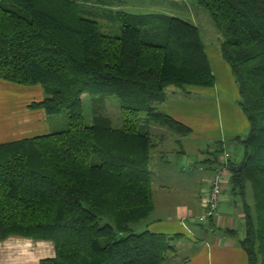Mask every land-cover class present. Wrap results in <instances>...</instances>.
<instances>
[{"label":"trees","instance_id":"16d2710c","mask_svg":"<svg viewBox=\"0 0 264 264\" xmlns=\"http://www.w3.org/2000/svg\"><path fill=\"white\" fill-rule=\"evenodd\" d=\"M197 3L222 39L248 123L231 141L243 156L228 168L227 189L243 213L238 246L247 264H264V0ZM115 17L120 31L111 36L72 0H0V81L40 86L44 98L29 108L66 112V130L0 144V239L51 242L55 256L39 264H167L176 251L179 235L133 228L154 210L155 143L144 128L187 137L191 130L159 109L166 90L213 88L215 77L193 24ZM84 95L116 97L121 127L98 109L86 125Z\"/></svg>","mask_w":264,"mask_h":264},{"label":"crops","instance_id":"0c3cea01","mask_svg":"<svg viewBox=\"0 0 264 264\" xmlns=\"http://www.w3.org/2000/svg\"><path fill=\"white\" fill-rule=\"evenodd\" d=\"M216 54L213 55L215 62L212 66L207 53L215 77L213 88L169 87L166 90V100L159 106L160 111L191 130L187 137H180L175 142L186 143L189 147L194 145L202 155L198 162L188 160L189 163L185 166L192 165L193 170L199 167L205 172L202 185L192 194H187L189 192L186 181L179 176V173L183 172H179L177 167L169 171L170 178L166 182L160 183L158 193L152 192L154 210L148 219L157 213L162 214L157 219L152 218L145 230L168 236H180L174 242L176 251L169 255L167 264H247L246 254L238 246V241L243 239V213L240 206H234L228 196V180L217 216L205 225L196 222V218L202 213L201 199L209 190L213 171L221 157V153L215 155L214 152H217L219 147L223 153L229 152L227 150L233 152L235 144L231 141L243 138L248 130L247 120L238 105L240 97L233 77ZM9 91L35 92L37 95L33 102L42 101L44 98L39 86L24 88L0 81V131L14 135V139L6 141L7 143L52 133L48 125L49 118L43 110L27 108L26 113L22 114L24 106L20 102L17 104L16 97L9 96ZM193 96H199L200 99L189 100ZM31 102L28 101L25 108ZM200 139H204L212 146L215 145L211 149L212 154L203 153V147L197 143ZM4 142L0 141V144H5ZM158 149V144L155 143L153 150ZM183 152L184 150L182 154H186ZM232 152H229L230 160L234 163ZM161 154L164 155V152ZM225 230L236 233L230 236L224 232ZM54 256L55 249L51 242L19 237L0 239V264H39L41 260Z\"/></svg>","mask_w":264,"mask_h":264},{"label":"rangeland","instance_id":"374dc122","mask_svg":"<svg viewBox=\"0 0 264 264\" xmlns=\"http://www.w3.org/2000/svg\"><path fill=\"white\" fill-rule=\"evenodd\" d=\"M78 5V11L82 16L89 17L94 19L100 25L102 32L107 35L117 36L120 31V22L119 19L116 20L117 15H138V16H167V17H177L188 23L193 24L198 28L202 36V41L205 45L207 53L209 54L212 66L214 65V54H218V57L223 61L220 54V45L222 39L216 28L214 27L213 21L210 15L198 5L197 0H72ZM113 15V16H111ZM163 23L158 27H162ZM217 54L215 56H217ZM224 62V61H223ZM227 66L229 72L231 73L229 65L224 62ZM232 75V73H231ZM233 77V75H232ZM234 80V78H233ZM235 82V80H234ZM236 85V83H235ZM19 86V85H18ZM35 86H24V88H31ZM40 87V86H39ZM41 88V87H40ZM237 88V86H236ZM42 89V88H41ZM238 90V89H237ZM43 92V90H42ZM37 94L35 92H13L9 91V96H15L16 102H19L24 106L22 114L26 113V109H31L29 106L35 99ZM199 96H193L192 101H198ZM28 101H32L25 108V104ZM36 102V101H34ZM94 109H98V113L108 117L111 120L112 126L114 128L121 127V111L120 104L116 97L114 96H98L95 100L91 99L88 95L82 96V110L85 119L86 125H90L93 117ZM33 110V109H32ZM144 115H142V118ZM49 128L52 132L63 131L67 129L66 122V112L62 111L58 115L48 116ZM246 118V117H245ZM247 120V119H246ZM7 128H4L6 130ZM145 130L151 132L154 139V143L158 144L159 149L153 150L151 152V160L148 166L151 178H152V192L154 194L158 193L160 183L166 182L168 178L169 171L172 168H178L183 172L179 173L181 179H184L187 184V191L192 194L194 190L202 185V177L204 170L202 168H197L195 170L190 169V165L185 166L190 161L198 162L202 156L199 151H197L196 146L189 147L186 143L175 142L178 136L172 132H169L166 129L157 127L155 125H149ZM201 133V132H199ZM202 134V133H201ZM14 139V135L4 133L0 131V141H6ZM200 139L197 141L204 149V154H212L211 149L213 146L207 141ZM3 143V142H1ZM209 144V145H208ZM198 146V147H201ZM212 146V147H211ZM232 148V147H231ZM186 154H182V151ZM215 151V149H214ZM230 153L231 150H227ZM164 152V155L161 153ZM183 152V153H184ZM234 152V162L239 163L240 159L243 156L242 147L235 144L233 147ZM232 152V153H233ZM215 155L219 154L214 152ZM221 152L220 155H222ZM201 159L200 162H202ZM200 164V163H199ZM191 167H194L191 165ZM185 168L186 170H183ZM225 196V195H224ZM229 198H234L230 193L228 194ZM251 197V196H250ZM162 213H157L151 219H146L133 226L136 232H142L147 228V223L153 219L161 217ZM157 215V216H156Z\"/></svg>","mask_w":264,"mask_h":264},{"label":"built area","instance_id":"2783aa9c","mask_svg":"<svg viewBox=\"0 0 264 264\" xmlns=\"http://www.w3.org/2000/svg\"><path fill=\"white\" fill-rule=\"evenodd\" d=\"M231 155L225 152L221 155L213 171V177L210 181V187L207 193L201 199L202 213L196 218L198 224L205 225L217 216L226 180L229 179V160ZM193 170L194 167L190 166Z\"/></svg>","mask_w":264,"mask_h":264},{"label":"water","instance_id":"95a60500","mask_svg":"<svg viewBox=\"0 0 264 264\" xmlns=\"http://www.w3.org/2000/svg\"><path fill=\"white\" fill-rule=\"evenodd\" d=\"M236 169H238V171H239V170L241 169V165H239L238 168H236V167H232V168H231V171H235Z\"/></svg>","mask_w":264,"mask_h":264}]
</instances>
